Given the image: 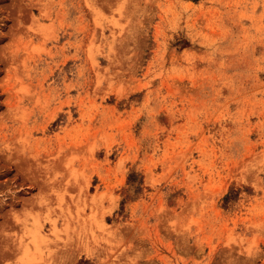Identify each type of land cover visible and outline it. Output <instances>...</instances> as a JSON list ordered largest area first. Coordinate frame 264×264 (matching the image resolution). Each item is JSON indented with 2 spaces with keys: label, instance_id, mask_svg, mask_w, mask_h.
Masks as SVG:
<instances>
[{
  "label": "rangeland",
  "instance_id": "rangeland-1",
  "mask_svg": "<svg viewBox=\"0 0 264 264\" xmlns=\"http://www.w3.org/2000/svg\"><path fill=\"white\" fill-rule=\"evenodd\" d=\"M264 264V0H0V264Z\"/></svg>",
  "mask_w": 264,
  "mask_h": 264
},
{
  "label": "trees",
  "instance_id": "trees-1",
  "mask_svg": "<svg viewBox=\"0 0 264 264\" xmlns=\"http://www.w3.org/2000/svg\"><path fill=\"white\" fill-rule=\"evenodd\" d=\"M84 262H81V264H83Z\"/></svg>",
  "mask_w": 264,
  "mask_h": 264
}]
</instances>
